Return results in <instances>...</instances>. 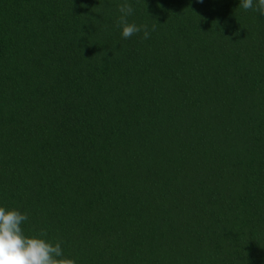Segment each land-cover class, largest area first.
Segmentation results:
<instances>
[{"label":"trees","instance_id":"1","mask_svg":"<svg viewBox=\"0 0 264 264\" xmlns=\"http://www.w3.org/2000/svg\"><path fill=\"white\" fill-rule=\"evenodd\" d=\"M123 2L0 0V207L75 264H264V15Z\"/></svg>","mask_w":264,"mask_h":264},{"label":"clouds","instance_id":"2","mask_svg":"<svg viewBox=\"0 0 264 264\" xmlns=\"http://www.w3.org/2000/svg\"><path fill=\"white\" fill-rule=\"evenodd\" d=\"M239 8L245 11L255 9L264 15V0H240ZM118 11L121 15L116 27L122 29L124 39L141 32L143 39H148L150 31H155V25L150 30L147 24L138 26L128 22L127 18L133 14L134 9L127 0L118 6ZM27 220V213L0 207V264H75L73 259L64 256L61 242L53 244L36 236H26L22 225ZM39 236H47V232L42 230Z\"/></svg>","mask_w":264,"mask_h":264}]
</instances>
